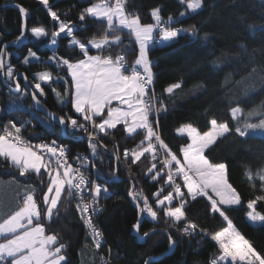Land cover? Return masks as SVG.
<instances>
[{
    "label": "snow or ice",
    "instance_id": "1",
    "mask_svg": "<svg viewBox=\"0 0 264 264\" xmlns=\"http://www.w3.org/2000/svg\"><path fill=\"white\" fill-rule=\"evenodd\" d=\"M178 2L185 11L177 18L168 15L165 19L162 6H156L150 12L153 23H143L139 13L126 9L127 0H88V6L79 13L77 26L71 20L61 19V13L54 10L50 0H39L55 23L53 30L43 25L29 28V9L17 5L22 17L21 31L12 41H6L0 34V74L5 78L10 97L16 95L17 101H23L30 95L32 103L23 106L11 102L10 108L43 111L47 128L55 131L59 126L65 135L86 134L90 151L89 155L77 154L70 161V147L58 143L57 139L33 144L24 138L23 132L31 121L9 119L0 126V163L6 162L18 169L21 177L36 176L43 185L40 195H37V186L19 187L13 197L16 205L10 210H6V204L0 200V264H69L68 245L52 225L60 220L61 210L66 211L72 202L94 249L100 250L107 241L95 218L108 210L102 200L122 199L116 187L121 166L130 181L127 195L132 201L134 216L131 232L138 243H147L158 234L155 227L145 231L146 223L163 222L167 227L162 234L167 238L169 251L178 246L179 238L201 235L217 246L208 264H264V254L257 251L227 215L228 211L245 204L241 192L229 182L228 164L209 158L217 141L228 135L264 138V103L246 110L241 107L245 101L234 94L228 99L231 126L228 121L215 117L209 119L204 131L191 122L182 124L176 132L184 136L187 143L179 149L180 155L162 136L160 113L168 110L163 95L171 98L182 88V82L169 84L158 96L149 49L157 43L178 42L185 35L196 39L199 34L196 25L187 28L174 25L198 15L206 6V0ZM89 20L102 26L100 35L78 38L79 32L87 31ZM125 31L139 45V54L132 64L123 54H110L123 45L120 33ZM26 32L52 49L46 59L31 48L27 50L20 61L22 66H49L31 73V80L28 73L17 71V66L11 62L14 53L9 51L28 39ZM208 38L205 33L203 39ZM60 39L67 40L70 52L78 51V58L60 55L57 48L52 47L57 46ZM240 47L246 48V45ZM257 51L264 55V49H253V53ZM253 63L259 64L258 68L251 69L253 77L264 73V60L257 62L253 56ZM49 93L63 115L47 108ZM247 93L245 88L243 95ZM66 108L69 111H64ZM118 133L123 134L124 139L136 141L139 138L138 142L121 151L116 139ZM105 140H110L111 149ZM145 162L146 169L140 168ZM108 164L112 168L105 173L102 169ZM133 166L144 179L153 183L155 191L146 194L142 187L137 188ZM245 176L258 193L246 201L247 218L253 224L264 226V212L258 209L264 206V167L255 171L246 168ZM200 199L208 202L210 214H218L226 221V227L209 232L190 218L191 205ZM107 251L109 258L101 256V264H111V247ZM115 258H119L118 253ZM142 264H160V258L148 256Z\"/></svg>",
    "mask_w": 264,
    "mask_h": 264
},
{
    "label": "trees",
    "instance_id": "2",
    "mask_svg": "<svg viewBox=\"0 0 264 264\" xmlns=\"http://www.w3.org/2000/svg\"><path fill=\"white\" fill-rule=\"evenodd\" d=\"M50 3L54 5V10L61 13V19L71 20L77 26L80 24L78 16L81 9L88 6V0H50ZM17 5L29 9L31 16L29 28L43 25L49 30L54 29L55 23L51 21L39 0H0V34H3L6 41H12L20 35L22 17ZM156 6H162V16L165 19L168 15L175 19L180 12L185 11L178 0H127L126 9L139 13L142 22L153 23L150 12ZM193 24L199 29L196 39L185 35L175 43L166 45L157 43L150 47L148 52L149 59L159 65V68L153 71L156 74L155 88L159 95L169 84L182 82V88L176 90L171 98L167 94L163 95L168 110L166 113H160L163 139L178 155L179 149L187 143L186 138L176 132L182 124L191 122L204 131L207 130L209 119L215 117L220 121H228L231 126L233 121L228 99L234 94L245 101L241 107L246 110L264 103V73L255 74L254 77L251 73L253 67H259L258 63H253V56L257 62L264 60V55L260 51L253 53V49H264V0H206L203 11L185 18L181 24L176 25L187 28ZM250 25L254 27H249ZM86 27L87 31L79 32L78 38L100 35L102 31L101 25L90 20ZM205 33L209 37L207 40L203 39ZM26 35L28 39L19 46L9 48V51L14 53L11 62L17 66V71L28 73L31 80V73L49 66L42 64L22 66L20 61L26 56L27 50L31 48L37 51L42 59H46L52 54V49L36 41L30 33L26 32ZM120 35L124 40L123 45L114 48L110 54L125 53L128 61L133 63L139 52L138 44L133 36L126 34V31ZM241 44L246 45V48H241ZM66 45L67 40L60 39L58 45L52 47L57 48L60 55L70 54L78 58V51L70 52ZM241 81L243 83H239ZM23 83L21 80L22 86ZM197 85L204 87L197 88ZM245 88L248 89L246 96L243 95ZM60 90L63 91L62 88ZM11 102L27 106L31 105L32 100L30 95L23 101H17L16 95L10 97L5 86V78L0 74V109H4L0 111V119L3 122L9 119L31 121V125L25 130L30 137L57 139L68 145L72 152L88 151L86 135L75 133L64 136L59 126L53 131L44 125L43 121L47 117L43 111L28 107L13 110L10 108ZM46 106L57 115H63L51 93L48 95ZM64 111L69 110L66 108ZM116 139L120 142L122 151L124 148L134 147L139 138L136 141L124 139L123 134L118 133ZM105 143L109 149L113 147L110 140H105ZM209 158L214 162L228 164L229 182L241 192L245 204L228 211L227 215L257 251L264 254V226L253 224L246 215L247 199L258 193L245 176L246 168L255 171L264 167V138L228 135L217 141ZM146 167V162L140 165L142 169ZM111 168L112 165L108 164L102 171L107 173ZM118 175L120 181L116 187L122 199L104 201L108 210L97 217L99 228L107 241L100 250H95L88 238V231L80 220L74 202L68 205L66 211L61 210L60 220L52 225V228L62 236L63 242L68 245L66 255L69 264H101V256L109 258L107 251L109 247L112 249L111 264H142L148 256L159 257L160 264H208L212 255L217 252L214 241L201 235L195 238L182 237L179 238L178 246L169 251L167 238L162 234L167 227L163 222L158 225L146 223L145 231L155 227L158 234L147 243H138L131 232L134 216L132 201L127 195L130 181L123 166L120 167ZM132 175L136 184L147 189L146 179L135 166ZM25 185L37 186V195L43 190V185L36 176L21 177L18 169L6 162L0 163V200L6 204V210L15 207L16 200L13 197L16 190ZM189 216L209 232L227 226L226 221L218 214L209 213V205L205 199L193 202ZM117 253L119 258H115Z\"/></svg>",
    "mask_w": 264,
    "mask_h": 264
},
{
    "label": "built area",
    "instance_id": "3",
    "mask_svg": "<svg viewBox=\"0 0 264 264\" xmlns=\"http://www.w3.org/2000/svg\"><path fill=\"white\" fill-rule=\"evenodd\" d=\"M175 27H179V26H177V25H174ZM138 51H139V46H138ZM120 54H123L125 57H126V55H125V53H120ZM138 54H139V52H138ZM126 60H127V62L129 63V64H132V63H130L129 61H128V59L126 58ZM151 60V59H150ZM154 85H155V82H154ZM155 92H156V94L158 95V96H160L159 94H158V92H157V90H156V88H155ZM7 121H5V122H3L2 121V119H0V126H2V124L3 123H6ZM80 134H84V133H80ZM23 135H24V138L26 139V140H29V141H31L33 144H36V143H40V142H42V141H44V142H50L51 140H53V139H47V138H33V137H30L28 134H27V132H23ZM84 135H86V134H84ZM58 141V140H57ZM58 143H62V142H60V141H58ZM62 144H64V143H62ZM66 145V144H65ZM68 146V145H67ZM69 147V146H68ZM89 149H88V151H86V152H82V151H76V152H72L71 151V155L69 156V160L71 161L72 160V158L74 157V156H76L77 154H82V155H89ZM140 187H142L143 188V190H144V192L146 193V194H149V192L147 191V189H145L144 188V186L143 185H140V184H137V188H140ZM101 203L102 204H105V202L102 200L101 201ZM95 223L98 225V223H97V217L95 218ZM99 226V225H98Z\"/></svg>",
    "mask_w": 264,
    "mask_h": 264
},
{
    "label": "crops",
    "instance_id": "4",
    "mask_svg": "<svg viewBox=\"0 0 264 264\" xmlns=\"http://www.w3.org/2000/svg\"><path fill=\"white\" fill-rule=\"evenodd\" d=\"M143 23H144V22H143ZM137 44H138V43H137ZM138 46H139V45H138ZM137 56H138V55H137ZM151 61H152V60H151ZM152 62H153V65H154V67H153V71H154V70H156V69L159 68V65H158L157 63H155V61H152ZM145 183H147V185H149V184L151 185V186H150V193L156 190L152 182H150V181H148V180H145Z\"/></svg>",
    "mask_w": 264,
    "mask_h": 264
},
{
    "label": "rangeland",
    "instance_id": "5",
    "mask_svg": "<svg viewBox=\"0 0 264 264\" xmlns=\"http://www.w3.org/2000/svg\"><path fill=\"white\" fill-rule=\"evenodd\" d=\"M145 185H147V183ZM150 186H151L150 184L146 186L147 187V191H149V192H150ZM258 209L260 211L264 212V206H258Z\"/></svg>",
    "mask_w": 264,
    "mask_h": 264
},
{
    "label": "water",
    "instance_id": "6",
    "mask_svg": "<svg viewBox=\"0 0 264 264\" xmlns=\"http://www.w3.org/2000/svg\"><path fill=\"white\" fill-rule=\"evenodd\" d=\"M3 76V75H2ZM44 113V112H43ZM45 114V113H44ZM64 136H67V135H65V134H63Z\"/></svg>",
    "mask_w": 264,
    "mask_h": 264
}]
</instances>
